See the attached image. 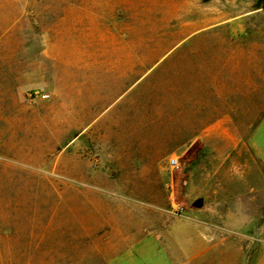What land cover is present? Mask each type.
Segmentation results:
<instances>
[{
  "label": "rangeland",
  "instance_id": "1",
  "mask_svg": "<svg viewBox=\"0 0 264 264\" xmlns=\"http://www.w3.org/2000/svg\"><path fill=\"white\" fill-rule=\"evenodd\" d=\"M89 3L95 4L89 6L94 17L115 23L121 44L138 46L178 44L183 29L199 25L196 18L216 17L215 27L187 44L243 47L250 94L264 105V0ZM64 4L0 0V264H139L135 251L144 248L142 241L154 226L165 231V264H264V112L250 113L248 131L233 135L248 146L247 183L238 190L249 203L241 213L198 214L201 245L184 253L169 241L171 228L192 206L183 193V177L230 170L189 165L196 153L191 149L178 159V169L164 168V181H141L136 175L142 167L111 145L102 146L95 124L88 127L95 119L81 117L79 103L72 110L65 86L41 71L50 65L39 37ZM172 201L182 207L181 215L172 213Z\"/></svg>",
  "mask_w": 264,
  "mask_h": 264
},
{
  "label": "crops",
  "instance_id": "2",
  "mask_svg": "<svg viewBox=\"0 0 264 264\" xmlns=\"http://www.w3.org/2000/svg\"><path fill=\"white\" fill-rule=\"evenodd\" d=\"M64 1L61 14L39 37L50 65L41 71L55 85L65 86V101L72 103V110L79 103L80 116L95 119L88 127L95 124L98 142L142 167L136 175L141 181H164L168 160L180 159L191 149L196 153L189 165L229 168L228 174L197 177L189 172L182 179L192 206L171 228L169 241L184 253H194L201 245L198 214L241 213L249 203L238 190L247 183L248 146L233 135L246 133L250 113H263L264 105L250 94L248 52L243 47L187 44L217 25L216 17L206 14L196 18V28L183 29L178 44H121L115 23L92 14L89 6L94 3ZM77 13L81 16H74ZM261 181L263 191V173ZM213 188L216 192L209 195ZM203 198L214 201L209 205ZM199 200L201 206L193 207ZM148 231L144 248L135 251L137 262L165 264V231L156 226Z\"/></svg>",
  "mask_w": 264,
  "mask_h": 264
},
{
  "label": "built area",
  "instance_id": "3",
  "mask_svg": "<svg viewBox=\"0 0 264 264\" xmlns=\"http://www.w3.org/2000/svg\"><path fill=\"white\" fill-rule=\"evenodd\" d=\"M37 94L34 93L33 94V97L36 96ZM32 96V95H31ZM167 167L169 168L170 171H173L175 169H178L179 167V160L178 158L176 157H171L169 160H168V164H167ZM171 211L173 214L175 215H181L182 212H183V209L182 207H180L179 205H175L172 201L171 203Z\"/></svg>",
  "mask_w": 264,
  "mask_h": 264
},
{
  "label": "water",
  "instance_id": "4",
  "mask_svg": "<svg viewBox=\"0 0 264 264\" xmlns=\"http://www.w3.org/2000/svg\"><path fill=\"white\" fill-rule=\"evenodd\" d=\"M201 204H202V203H201V202H199V203H196V205H195V206H196V207H200V206H201Z\"/></svg>",
  "mask_w": 264,
  "mask_h": 264
}]
</instances>
